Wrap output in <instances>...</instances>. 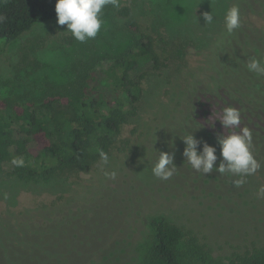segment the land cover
I'll return each instance as SVG.
<instances>
[{
    "label": "rangeland",
    "instance_id": "rangeland-1",
    "mask_svg": "<svg viewBox=\"0 0 264 264\" xmlns=\"http://www.w3.org/2000/svg\"><path fill=\"white\" fill-rule=\"evenodd\" d=\"M233 3L120 0L119 8L108 5L103 9L101 30L84 43L73 38L67 25H58L56 17L32 27L0 55V91L23 101L33 100L48 89L70 85L80 70L95 67L97 59L101 65L96 68H106L132 43L130 21L152 38L164 64L162 71L172 73L177 67L192 71L214 35L222 33L224 14ZM211 11L214 22L208 25L203 13ZM160 71L149 73L148 90L151 83H161ZM153 74L159 75L153 78ZM149 111L140 113L141 123L148 119ZM42 112L72 116L60 104L52 112ZM129 129L124 126L122 134L127 136ZM144 132L138 127L130 151H113L107 164L101 161L88 172L71 170L47 179L20 180L0 170V215L12 221L6 226L0 220V264H139L148 248L149 219L155 216H163L193 235L205 252L206 259L202 253H187L182 239L181 264H228L232 254L264 244V195L259 192L264 188V161L256 158L261 167L245 177L188 170L184 135L179 127L175 131V118L164 117L153 124L145 139L154 142L143 152L142 167L148 169L150 164L152 169L159 152L164 151L174 154L176 170L168 180H160L151 170L142 177L135 173L137 179L133 180L136 141L145 138ZM209 144L216 147L218 167L220 145L215 139ZM113 166H117L115 178L110 175ZM183 171L189 175L187 180ZM239 179L244 183L237 185ZM57 205L64 206L60 212L48 210L47 232L30 231L28 226L20 232L16 222L37 224L41 207Z\"/></svg>",
    "mask_w": 264,
    "mask_h": 264
},
{
    "label": "trees",
    "instance_id": "trees-1",
    "mask_svg": "<svg viewBox=\"0 0 264 264\" xmlns=\"http://www.w3.org/2000/svg\"><path fill=\"white\" fill-rule=\"evenodd\" d=\"M55 2L0 0V16L5 18L0 23V55L35 25L56 18ZM233 5L239 6L241 27L232 35H225V28L215 34L192 71L182 67L172 73L162 71L164 64L152 38L130 21L132 43L116 54L106 68H96L101 65L97 59L95 67L80 70L70 85L48 89L33 100L23 101L0 91V170L20 180L47 179L71 170L88 172L101 162V151L108 156L113 151H130L132 138L141 127L145 138L136 141L132 168V179L136 180L135 173L142 177L152 171L150 164L146 165L148 169L142 167L143 152L151 149L154 142L145 139L153 124L164 117L175 118V131L179 127L181 136L190 131L201 142L198 150L210 139L217 142L218 136L238 134L248 128L252 133L251 152L255 159L264 161V76L246 67L253 57L264 59V0H234ZM221 39L225 40L223 46L219 44ZM157 70L162 71V81L151 83L148 90L145 82L149 73ZM158 75L153 74V78ZM55 104L65 105L72 116L42 112H52ZM228 106L241 114L238 127L224 128L219 120ZM144 109L150 114L141 123ZM126 125L130 129L124 136ZM20 157L24 166H14L11 161ZM189 168L193 171L188 163ZM116 169L113 166L111 170ZM181 175L188 179L186 171ZM62 206H43L39 210L41 222L25 220L16 225L20 232H24V226L30 231L47 232L48 210L51 214L60 212ZM0 220L6 226L12 222L5 215H0ZM148 225V248L139 264H181L182 239L186 240L187 253H202L206 259L195 237L165 217H151ZM228 264H264V244L232 254Z\"/></svg>",
    "mask_w": 264,
    "mask_h": 264
},
{
    "label": "clouds",
    "instance_id": "clouds-1",
    "mask_svg": "<svg viewBox=\"0 0 264 264\" xmlns=\"http://www.w3.org/2000/svg\"><path fill=\"white\" fill-rule=\"evenodd\" d=\"M108 5L119 8L120 0H56L54 10L57 24L67 25V30L73 38L84 43L89 39H94L101 30L103 9ZM4 19L0 16V23ZM203 19L205 24L211 25L214 22V14L212 11L204 12ZM223 23L225 35L234 34L235 30L241 27V13L238 5H233L226 10ZM224 43V39L219 42L220 46H223ZM246 67L248 71L257 76H264V59L253 57ZM219 120L224 128L238 127L241 123V114L237 108L228 106L223 109L222 118ZM182 140L185 144L183 156L193 169L204 175L215 170L220 174L245 177L255 174L261 167L251 152L252 133L248 128L242 129L238 134L218 136L217 143L220 145V156L222 157L218 167L216 166L218 157L215 146L205 142L202 149L198 150L201 142L190 131L182 137ZM99 155L101 161L107 164L108 154L101 151ZM173 161L174 154L159 152L158 159L152 167V174L160 180L170 179L176 170ZM11 163L16 167H23L25 161L20 157L14 158ZM110 175L115 178V171ZM235 183L243 184L244 180L239 179ZM259 192L264 195V188H261Z\"/></svg>",
    "mask_w": 264,
    "mask_h": 264
}]
</instances>
